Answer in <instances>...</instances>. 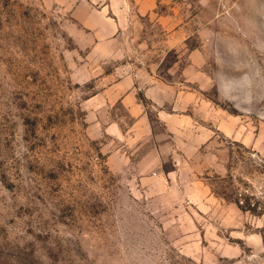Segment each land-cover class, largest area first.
<instances>
[{"label":"rangeland","instance_id":"1","mask_svg":"<svg viewBox=\"0 0 264 264\" xmlns=\"http://www.w3.org/2000/svg\"><path fill=\"white\" fill-rule=\"evenodd\" d=\"M0 264H264V0H0Z\"/></svg>","mask_w":264,"mask_h":264},{"label":"trees","instance_id":"2","mask_svg":"<svg viewBox=\"0 0 264 264\" xmlns=\"http://www.w3.org/2000/svg\"><path fill=\"white\" fill-rule=\"evenodd\" d=\"M230 176V175H229ZM236 201H237V198L235 199ZM248 209H250V210H254V207H248Z\"/></svg>","mask_w":264,"mask_h":264},{"label":"crops","instance_id":"3","mask_svg":"<svg viewBox=\"0 0 264 264\" xmlns=\"http://www.w3.org/2000/svg\"><path fill=\"white\" fill-rule=\"evenodd\" d=\"M81 20H82V21H85V20H83L82 18H81ZM106 21H108V20H106Z\"/></svg>","mask_w":264,"mask_h":264}]
</instances>
